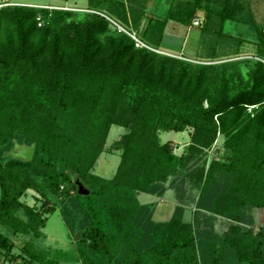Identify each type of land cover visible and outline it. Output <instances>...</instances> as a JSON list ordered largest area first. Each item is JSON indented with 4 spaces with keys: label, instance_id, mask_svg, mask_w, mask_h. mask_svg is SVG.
I'll list each match as a JSON object with an SVG mask.
<instances>
[{
    "label": "trees",
    "instance_id": "16d2710c",
    "mask_svg": "<svg viewBox=\"0 0 264 264\" xmlns=\"http://www.w3.org/2000/svg\"><path fill=\"white\" fill-rule=\"evenodd\" d=\"M213 1L175 2L163 17L147 15V0H89L86 9L5 1L0 258L60 264L31 241L14 255L12 236L40 237L46 226L22 200L28 190L52 201L50 194L64 186L65 221L85 235L77 243L81 264H264V225L256 232L247 228L250 211L264 208V26L257 29V59L229 70L186 60L185 38L175 45L177 38L166 33L170 21L193 29L206 13L200 25L206 51L199 57L223 58L225 24L242 5ZM242 43L237 40L234 55L242 54ZM172 47L183 49L180 57L161 50ZM113 125L127 132L111 145L121 159L106 178L93 169ZM160 131H188L187 148L177 154L171 141H160ZM219 135L222 153L200 162ZM16 143L35 145L34 158L7 156ZM169 181L171 188L177 184L179 199L183 190V205L169 220L156 221L157 202L143 204L138 195L163 196ZM186 206L193 208L190 219ZM215 222L227 229L215 230Z\"/></svg>",
    "mask_w": 264,
    "mask_h": 264
},
{
    "label": "rangeland",
    "instance_id": "374dc122",
    "mask_svg": "<svg viewBox=\"0 0 264 264\" xmlns=\"http://www.w3.org/2000/svg\"><path fill=\"white\" fill-rule=\"evenodd\" d=\"M10 1L14 4H28L35 6L47 5L51 7H65L70 9H86L89 0H5ZM188 1V0H147V15L154 17H163L167 9L174 5L175 2ZM222 0H214L212 4L214 6H219ZM242 5V11L237 14L235 20H230L225 24L223 30V41L222 46L219 48L220 54H225L223 58H218L217 60H204L199 57L200 53L206 51V45H203L200 41L201 39V22L204 21L205 14L203 12L199 13V16L194 21V28L190 29L191 34L185 35L187 27L176 22H171V25L177 26L183 32H177V28H170V32L186 36L187 48L189 52H186L184 57L186 60H190L194 63H204V64H216V65H227L228 70L231 64L240 62L245 59H257L252 56L256 54L258 43V27L264 26V0H238ZM7 3V2H6ZM222 5V4H221ZM180 38V37H179ZM241 39L243 41L240 49V55H234L235 48L237 47V40ZM178 37L173 41V44H178ZM185 47V46H184ZM183 48V47H182ZM181 48V49H182ZM162 51L166 52L169 55L181 56L182 50L172 48H161ZM211 61V62H210ZM223 65V66H224ZM227 67L223 69L227 70ZM221 69V68H220ZM247 69L246 66H242V72L245 73ZM219 70V69H218ZM217 72V71H216ZM218 73V72H217ZM216 74V73H215ZM127 132V129L118 125H113L111 127L105 151L100 155L97 163L93 169V172L97 175L106 178H112L120 164L121 151H114L111 148L112 143L116 140H119L123 134ZM160 141L167 142L171 141L175 147V152L177 154H182L187 144L190 141V134L188 131L176 132V131H160L159 132ZM224 135H219L215 149L205 152L200 156V162L205 159L210 160L213 157H217L222 153V147L224 143ZM218 148V149H217ZM222 150L218 153V150ZM7 156H11L7 153ZM13 157V156H12ZM199 162V161H198ZM82 187V188H81ZM81 188V189H80ZM78 190L85 192V189L82 184L78 185ZM64 186H61L60 193L50 194L49 201L48 198H45L37 191L30 189L22 197V200L33 207L35 210L39 211L40 214L46 219V226L42 228V235L36 237L34 235H25V234H15L12 236V239L15 241V248L13 250L14 255H19L22 253V247L28 242L31 241L34 246L42 251H48L51 255H55L56 259L60 260V264H81L78 258V249L77 243L80 239L85 237L83 232L75 227L74 230L71 229L70 225L65 221L63 214V206L66 203L64 201L65 193ZM80 191V192H81ZM140 201L142 203L149 204L147 202L153 200L150 194H142ZM138 195V196H139ZM156 209V208H155ZM169 209L164 215L158 217L156 215L153 218L158 221L159 219H168L171 214ZM193 213V211H192ZM21 217H24V214L20 212ZM190 215V214H189ZM205 220V217L202 218V221ZM247 228L251 227L253 231H258L264 225V208H253L250 211L249 216L247 217ZM215 230L224 231L227 229V225H223L219 222H215ZM69 259V260H65ZM0 264H24L20 259H4L0 258Z\"/></svg>",
    "mask_w": 264,
    "mask_h": 264
},
{
    "label": "crops",
    "instance_id": "0c3cea01",
    "mask_svg": "<svg viewBox=\"0 0 264 264\" xmlns=\"http://www.w3.org/2000/svg\"><path fill=\"white\" fill-rule=\"evenodd\" d=\"M42 6H47V5H42ZM171 22H173V21H170L169 23H168V26H167V29H166V33L169 35V37H170V40L171 39H176L177 37H178V39H183V38H185V40H186V42H187V40L188 39H186V36L187 35H189V33L191 34V30H190V28H187V31H186V33H185V35L186 36H181V35H177V34H175V33H171L169 30H170V28H177V32L179 31H181V32H183L181 29H179L177 26H175V25H171ZM180 37V38H179ZM188 37V36H187ZM189 48V47H188ZM187 48V46H186V49H188ZM189 50V49H188ZM171 182L169 181V183H167V190H166V192H165V194L163 195V196H160V197H158V196H156V195H152V194H150L151 196H152V199L153 200H151V201H149V202H147V203H153V202H157V206H156V209H155V213H154V217H155V219H156V215L158 216V217H160V216H162V215H164L169 209H171L170 211V214H171V216L173 215V212H174V209H175V207L177 206V205H179L180 203L183 205V190H181V193H180V198L181 199H179V197H177V190H176V188H177V184L174 186V187H172L171 188ZM142 194H145V193H142ZM146 194H148V193H146ZM141 196L142 195H139V200H140V198H141ZM143 204H146V203H143ZM187 207V210H186V215H187V217H188V219H190V217H192V211H193V208L191 207V206H186ZM190 214V215H189ZM171 216L168 218V219H166V220H164V219H159L158 221H167V220H169L170 218H171Z\"/></svg>",
    "mask_w": 264,
    "mask_h": 264
},
{
    "label": "water",
    "instance_id": "95a60500",
    "mask_svg": "<svg viewBox=\"0 0 264 264\" xmlns=\"http://www.w3.org/2000/svg\"><path fill=\"white\" fill-rule=\"evenodd\" d=\"M35 150H36L35 145H20V144L16 143L14 149H12L10 152H8V154L13 156L14 158L30 161L34 158ZM81 192L86 193L83 191H81Z\"/></svg>",
    "mask_w": 264,
    "mask_h": 264
},
{
    "label": "built area",
    "instance_id": "2783aa9c",
    "mask_svg": "<svg viewBox=\"0 0 264 264\" xmlns=\"http://www.w3.org/2000/svg\"><path fill=\"white\" fill-rule=\"evenodd\" d=\"M5 5H8V3L5 2V0H0V8L5 6ZM92 12H95V13H98L104 17H106L109 21H111L115 26H117L119 28V30H123L124 31V28L119 25L118 22H116L115 20H113L111 17L107 16L106 14L104 13H101V12H97V11H92ZM137 42V45H140V46H145V44L139 40L134 34H130Z\"/></svg>",
    "mask_w": 264,
    "mask_h": 264
}]
</instances>
